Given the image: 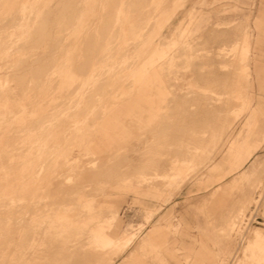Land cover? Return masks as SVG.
Segmentation results:
<instances>
[{"label": "rangeland", "instance_id": "374dc122", "mask_svg": "<svg viewBox=\"0 0 264 264\" xmlns=\"http://www.w3.org/2000/svg\"><path fill=\"white\" fill-rule=\"evenodd\" d=\"M259 1L0 0V127H8L10 121L18 117L17 107L24 111L44 105L55 108L54 112L43 114L37 121L23 117L29 128L8 134L9 126L4 131L8 149L16 154V163L17 157L25 152L23 146L15 151L18 146L14 143L18 139L21 141L20 136L27 137L34 132L39 135L41 129L44 130L39 129L40 124L46 126L65 120L67 115L69 135L86 129L88 124H84L83 117L87 113L67 114L66 108L70 110L84 105V110H87L89 105L96 107L102 98H106L105 94L117 75L125 78L134 76L138 84L151 69L155 58L159 57L161 70L165 67L164 75L170 81L174 79L172 83L176 90L171 89L176 99L181 101L187 97L192 102L175 105L173 108L180 111L167 113L160 128L156 125L158 122L151 123L147 134L149 141L156 130H161V133L158 144L151 145L146 156L142 152L147 145L142 143L123 154L109 152L94 156L81 152V146L77 144L69 156V142L64 141L66 150L60 154L57 165L47 166L50 157L47 155L37 171L28 169L31 174L22 179V182L25 180L26 184L33 185L46 173L53 176L55 184L50 186L51 191L42 193L44 197L36 198L35 202L32 199L27 202L28 199L16 191L13 184H18L19 170L8 168L10 162L7 158L1 159V164L7 168L0 170V264H104L112 257L115 247L110 250L101 248L89 239V228L94 227L97 220L91 222L87 212L82 214L79 202L82 193L85 201L91 202L92 210L100 211V217H108L113 210L118 211L117 221L106 226L112 237L122 233L136 235L135 244L127 252L158 260V252L147 253L152 248L142 251L140 246L143 240L151 239L149 232L160 225L170 251L176 252V259H171V264L240 263L252 232L257 228L264 231V118L260 116L256 126L243 133L241 127L247 112L239 116L238 111L244 104L249 105V109L251 106L252 89L244 91L249 84V57L242 63L240 56H231L227 49H222L218 55V48L231 45L244 28L241 26L239 31H231L224 27V23L239 25L241 21H248L253 12H257ZM114 4L119 5L116 8ZM175 11L178 12L176 17L166 22L165 19ZM106 13H110V18L104 16ZM195 19L197 36L202 35V41L211 42L200 46L198 41L196 56L193 47ZM100 21H105L103 23L108 27L104 24L101 27ZM174 27L178 28L174 30ZM163 33L166 35L164 47ZM246 37L248 40L247 34L243 33L235 45L242 44ZM186 43H190L193 49L189 50ZM155 47L166 53L163 59L156 50L153 53ZM238 57L242 88H236V80L233 79L238 74ZM120 61L121 65L116 68ZM224 62L231 66L223 68L227 65L220 66V63ZM170 64H174V71L169 69L172 68ZM62 72L69 73L70 85L64 91L59 90L64 83L59 79ZM103 75L107 78L105 81L101 79ZM88 76L90 79H83ZM122 83L133 87L131 80ZM206 88L209 91L203 95ZM211 91L226 95L219 97ZM256 92L259 93L258 90ZM87 93L92 96H86ZM209 99L212 105L207 104ZM226 102L233 103L232 113H219L215 122L191 131L189 136H200L201 144L181 143L175 118L184 116L189 123L196 116L194 122H204L218 113L213 108L230 107L222 105ZM186 136L189 137L188 134ZM233 137L260 139L262 143L250 147L253 148L250 156L256 155L240 169L245 172L236 177L229 173L231 160L228 159L235 154H228L227 150L230 147L227 143L233 141ZM93 141L95 138L89 142ZM32 142L35 146L31 150L33 157L38 159V141L33 138ZM197 147L203 150H196ZM204 147L208 149L204 150ZM66 154L70 159H79L83 168L71 167L70 159L66 164ZM188 156L195 158L186 162L178 159ZM168 161L173 168L188 169L191 165L192 169L178 183H173L170 177L158 176L166 173ZM138 174L146 176L142 180L136 179ZM128 177L134 181L132 186L149 183L144 187L163 191L167 199L140 197L136 201L135 195L138 194L130 193L131 185L122 182ZM68 180L67 184H62ZM7 189L15 191L5 193ZM46 194L49 197L45 198ZM145 208L156 210L150 222L145 220L146 225L142 224ZM202 242L208 243L211 252H201ZM187 252L197 254L189 256Z\"/></svg>", "mask_w": 264, "mask_h": 264}, {"label": "crops", "instance_id": "0c3cea01", "mask_svg": "<svg viewBox=\"0 0 264 264\" xmlns=\"http://www.w3.org/2000/svg\"><path fill=\"white\" fill-rule=\"evenodd\" d=\"M257 4H255V7ZM255 10V9H254ZM178 12H174L171 17H168L165 19L167 22H171L177 15ZM196 18V17H195ZM183 24V23H182ZM181 24V25H182ZM224 27H227V29L233 31H239L241 26H244L243 30L240 34L236 35L235 39L230 43L231 45H223L218 48V55H220V51L222 49H227L228 52L231 53L233 46L239 42L240 37L243 33H246L248 36V47H249V66H250V75L248 77V87H245V92H248V89H252L251 92V106L250 109L248 108L249 105L244 104L242 107H240L238 113L239 116H244L247 112V115L244 116V122L241 127L243 133L249 132L250 129H253L256 126V122L260 116L264 118V0L259 1V8L257 12H253L252 16L248 19V21H241L238 23L239 25H234L233 22H225ZM180 25V26H181ZM249 26V29L247 28ZM178 27H174L173 29L176 30ZM173 30V31H174ZM198 30V23L195 19L194 21V53L195 56L197 55L198 50V41L200 42V46L204 43L205 45H210L211 42L209 40L202 41V35L197 36L196 32ZM170 33V32H169ZM169 33L167 36H169ZM166 40V35L163 33V39H162V45L164 47ZM176 43V42H175ZM189 50L193 49L190 43H186ZM155 50L157 53L161 54V58L163 59L164 55L166 53H162L160 48L155 47L153 50V53H155ZM159 57L155 58V60L152 61V67L149 69L145 76L140 80V82L137 84V79L132 76V78H125L121 75H117L114 78V84L108 89L109 92L106 93V98H102L96 107L93 105H89L90 107L87 110H84V105L75 106L72 107L69 110V107L66 108L65 112L68 114L69 112L75 113V112H85L87 113L86 116L83 117L84 124H88L86 129L89 130V135L84 137L79 135L85 132L86 129H82L78 133H75L73 135H69L68 128H69V115L65 118V120L56 121L54 123H50L46 126H43V124H40V128H44V130L41 129L40 134L37 133L28 134L27 137L20 136L17 141H15L14 145L18 146L15 148V151L17 149H20L19 146H23L25 149V152L23 155L18 156V162L16 163V154L13 153L12 149H8L9 147L6 145L7 141V134L4 133V131H7L6 129L10 126L9 133H13V130H18L23 128H29V125H25L24 122L25 118H30L35 121L36 119L42 118L43 114L54 112L55 108L51 105H44V106H36L31 108L30 110L24 111L23 108L17 107L15 112L18 114V117H15V120L10 121V125L8 127H0V170H3L7 168V166L1 164V159L4 157L7 158V161H9L8 168H12L15 170H19L20 178L18 179V184L14 185V188H17L16 191L21 196L27 198V202L30 201V199L33 200V202L36 201V198L44 197L42 193H48L51 191L50 186L55 184L53 176L49 177L47 173L45 176H43L39 181L37 180L36 183L33 185L31 183H27L24 180L22 182L23 178L25 179L27 176L26 174H31L30 172H27L28 169H32L34 171H37L39 167L41 166L43 160L47 155L50 157L47 161V166H50L51 168L54 165H57L60 161L59 157L60 154L63 153L66 148L63 147L64 141L65 143L69 142V156L71 154V151L73 150L74 146L78 144L79 150L83 153H87L88 155H99L103 153H109L114 152L119 154L126 153L127 151L131 150L133 146L137 145L138 143L146 144L147 147L142 152L143 156L148 155L149 151L148 149L153 144H158V140L160 139V133L161 130H156L154 134H152V138L149 141L150 138L147 137L148 130L150 128L151 123L154 124L156 122V125H158V128L162 126L164 121L167 118V113H171L174 111H180L179 109L176 110L173 107L176 105L178 106L180 103L185 104H192L188 98H183L181 101L177 100L174 90L171 89L173 87L176 90V86L172 83L174 80H169L164 74H165V67L161 70V63L159 62ZM236 62V61H235ZM69 63V62H68ZM121 65L120 63L116 64V68ZM171 65V66H170ZM169 68L172 71L174 68V64H170ZM230 64L228 63H220V66ZM233 65L236 66V63ZM231 66V65H230ZM240 58H237V71L238 74L236 77L234 76L233 79L236 80L235 86L238 88L239 86L242 88V82H241V70H240ZM115 68V69H116ZM179 73L180 70H179ZM62 80L61 87L59 88L60 91H64L68 89L69 86V73L65 72L61 74ZM83 79H90L84 78ZM102 81H105L107 78L103 75V78H101ZM100 79V80H101ZM180 79V76H179ZM131 80L133 81V87H127V84L123 86V81ZM68 84V85H67ZM104 85V84H103ZM126 86V87H125ZM190 89V88H189ZM258 90L259 93L256 92ZM204 92L203 95H207V92L209 91L207 88L203 89ZM214 93L219 97L225 96L226 94H218L215 91H211L210 93ZM60 94H64L63 92H59ZM193 93V92H192ZM242 94V92H240ZM59 95V94H57ZM69 95V94H67ZM190 95V94H188ZM86 96H92V94H86ZM230 102V100H229ZM207 104L212 105V102L209 101ZM87 105V104H86ZM222 105H229L230 107L226 109H214L218 113L216 115L208 118L204 122H201L198 120L197 123L194 122L196 119V116H194V121L189 123H186L185 117L183 118L180 116V118H175L174 122L177 124L178 129V137L180 138V141L182 144H201V137L199 136H189L191 135V131L194 130H200L203 126H208L209 123L215 122L214 120L219 117L218 114L221 113H232L234 111L233 103L226 102ZM24 113H27L28 115H23ZM25 117V118H23ZM259 122V121H258ZM260 123V122H259ZM19 124V125H18ZM33 127V126H32ZM38 128V127H36ZM35 129V128H34ZM133 130H137V132H133ZM3 131V132H2ZM26 132V131H25ZM133 133H136V136H132ZM188 134L189 137L186 136ZM199 135V133H197ZM37 139V145L40 150V157L38 159H35L32 154V146H34V142H32V139ZM92 138H95V141H91ZM234 138V137H233ZM88 139V141H86ZM188 140V142L186 141ZM241 140V142H240ZM242 144V147L239 145ZM262 144L260 139L255 140L253 138L249 137H241V138H234L233 141H230L227 143L228 147V154L232 153L235 154L234 157L228 158L230 161L229 163V173L234 174L236 176L241 175L244 171L240 170L241 168H244L250 162L256 153L251 157L250 152L253 150V148H250L252 145H260ZM231 145L232 148H231ZM247 145V146H245ZM35 147V146H34ZM152 148V147H151ZM8 149V151H7ZM208 148L204 147V150H207ZM150 150V149H149ZM196 150H203V148L197 147ZM7 151V152H6ZM20 155V154H19ZM68 154H66L67 156ZM66 157V164L69 163L70 157ZM4 158V159H5ZM195 157L188 156V157H179L178 159L186 161H192ZM175 160V159H171ZM170 160V161H171ZM71 163L69 164L71 167H75L76 169L81 170L83 167L80 165L79 159L73 158L70 159ZM168 161L167 164V171L164 175H158L161 177H172L175 174L179 176H185L187 173H189L192 169L191 165L188 169H176L171 167V163ZM247 162V163H246ZM91 164H97L92 162ZM146 176L143 174H138V177L136 179H141ZM233 177V178H234ZM21 181V182H19ZM69 182H63L62 184H67ZM125 184H132L133 179H130L129 177L124 179L122 181ZM169 182V180H168ZM61 183V182H58ZM149 183L138 185V186H130V193L138 194L135 195V200L138 201L140 197H150L155 200H163L164 198L167 199V196L164 195L163 191L159 189H155L152 187H144ZM170 184V182H169ZM168 186V183L166 184ZM195 185L199 188V190H202L200 186L195 183ZM175 186V185H174ZM173 186V187H174ZM5 193L14 192V189H7L5 190ZM41 194H38L40 193ZM81 194V193H78ZM49 197L47 194L45 195V198ZM167 202V200H164ZM79 202L82 205V214L84 215L86 212L90 215L89 221L93 222V220H97V222L94 224V227L89 228L90 234H99V233H105L107 240H113L116 242H122L124 244L128 240L130 241L129 246L124 251L125 253L122 254L120 259H116L113 264H171V259H176V252L170 251L169 245H167V242L164 240L162 236V230L163 226H156L149 232L150 238H147L143 240L142 245L140 246V250L146 251V249L152 248V250L148 249L147 253L150 251L158 252L159 253V259L155 260L151 258H144L139 255L132 254L133 252H127L136 242V235L135 234H120L117 237H112L109 234L108 228L106 225H112L114 222L118 219V211L113 210L112 215L108 217H100L101 213L100 211L94 212L92 210V204L89 200L85 201V196L81 195V198L79 199ZM63 205V204H62ZM69 208V205H65ZM54 207V205L52 206ZM42 209V208H41ZM156 210L151 208H145L144 209V221L142 224L146 225L147 223L145 220L150 222L151 218L155 215ZM70 218V216H67V218ZM73 218V217H72ZM114 218V221L111 222V219ZM74 220H72L73 222ZM90 223V222H89ZM88 223V224H89ZM102 223V224H100ZM141 224V223H140ZM85 226V224H82ZM169 229V227H167ZM177 231V229H175ZM99 232V233H98ZM208 239L211 241V238L207 236ZM208 240V241H209ZM204 246H208L205 248ZM110 250V248H108ZM201 252H211L209 251V245L208 243L202 242L201 244ZM197 252H187L186 255L189 256H195ZM149 255V254H148ZM185 255V256H186Z\"/></svg>", "mask_w": 264, "mask_h": 264}, {"label": "bare ground", "instance_id": "6f19581e", "mask_svg": "<svg viewBox=\"0 0 264 264\" xmlns=\"http://www.w3.org/2000/svg\"><path fill=\"white\" fill-rule=\"evenodd\" d=\"M111 1V0H110ZM110 3V5H111V3L112 2H109ZM115 4L117 3V2H114ZM114 4V5H115ZM109 5V4H108ZM114 5H112V6H114ZM117 5H119V4H117ZM117 5H115V7L117 8ZM59 6V5H58ZM142 6V5H141ZM107 7H109V6H107ZM111 7V6H110ZM119 7V6H118ZM55 8V7H54ZM112 8V7H111ZM111 8H107V9H110L111 10ZM115 9V8H114ZM58 10V9H57ZM116 10V9H115ZM109 11V10H108ZM116 11H118V10H116ZM116 11H114L115 13H116ZM65 12V11H64ZM110 13L112 12V11H109ZM47 13V12H46ZM110 13H109V15H110ZM62 14H64V13H62ZM108 13H106V15H104V16H108L107 18H110L109 17V15H107ZM80 16V15H79ZM116 16V15H115ZM51 17V16H50ZM57 18V17H56ZM113 18H114V16H113ZM102 19H103V17H102ZM104 19H106V17L104 18ZM112 19V18H111ZM115 20V19H114ZM109 21V20H108ZM103 22H105V21H103ZM101 23V21H100V23L102 24H100V26L101 27H103V24L104 23ZM112 22V21H111ZM47 23V22H46ZM27 24V23H26ZM40 24V23H39ZM38 24V25H39ZM6 25V24H5ZM98 25V24H97ZM96 25V26H97ZM105 25H107L106 23L104 24V26ZM56 26V25H55ZM37 27V26H36ZM107 27H108V25H107ZM106 27V28H107ZM64 28V27H63ZM100 28V27H99ZM101 30V29H100ZM99 30V31H100ZM100 34V33H99ZM31 40V39H30ZM101 41V40H100ZM42 45V44H41ZM55 46V45H54ZM68 47V46H67ZM66 47V48H67ZM55 49H57L56 47H55ZM230 53V52H229ZM231 56L233 55L234 57H236V56H240L241 57V61H242V63H245V61H246V59L249 57V47H248V40H247V37H246V39H245V41L242 43V44H237V45H235L234 47H233V49H232V51H231ZM222 54H228V53H225V52H223ZM230 56V55H229ZM39 61V60H38ZM88 61V60H87ZM228 66H225V67H223V68H227ZM47 68V67H46ZM83 68V67H82ZM248 68V67H247ZM247 68H246V70H247ZM44 70V69H43ZM47 71V70H46ZM244 71H245V69H244ZM68 85V84H67ZM70 85V84H69ZM79 135H81V136H84V137H86V136H88L89 135V131L86 129L85 130V132L83 133V135L82 134H80L79 133ZM42 164H43V162H42ZM188 174V173H187ZM187 174L185 175V176H179V175H177V174H175L174 176H172V177H170L171 178V181L173 182V183H178L180 180H182L184 177H186L187 176ZM114 221V218L113 219H111V222H113ZM75 232V231H74ZM69 233V232H68ZM67 233V234H68ZM99 233V232H98ZM52 236V235H51ZM63 237V236H62ZM70 237V236H69ZM51 238V237H50ZM49 238V239H50ZM57 238V237H56ZM71 238V237H70ZM69 238V239H70ZM78 238V236L75 238V239H77ZM80 238V237H79ZM59 239V238H58ZM60 239H61V237H60ZM68 239V240H69ZM72 240H73V238H71ZM70 239V240H71ZM92 242H94V243H96V244H98L101 248H106V249H108V248H114L115 247V251H113L112 252V257H110V258H108V260L104 263V264H113L114 263V261L116 260V259H118V257H120L121 256V254L123 253V251H125L126 249H127V247L129 246V244H130V241L128 240L127 242H125L124 244H122V242H116V241H113V240H107L106 239V235H105V233L103 232V233H99V234H92L91 236H90V238H89ZM67 240V239H66ZM67 240V241H68ZM59 241H61V240H59ZM63 241V240H62ZM54 242H58V241H54ZM64 242V241H63ZM72 242V241H71ZM61 243V242H60ZM66 243V242H65ZM74 243V242H73ZM45 244V243H44ZM57 245V244H56ZM66 245V244H65ZM46 247V246H45ZM47 248V247H46ZM41 250V249H40ZM121 251V252H116V251ZM243 252H245V254H244V256H243V258L240 260V263L239 264H264V231L262 230V229H255L253 232H252V235H251V237L249 238V240H248V242H247V245H246V247H245V249H244V251ZM17 259V258H16ZM8 260H9V258H8ZM16 261V260H15ZM14 262V261H13ZM91 262V261H90ZM11 264V263H10ZM88 264V263H87Z\"/></svg>", "mask_w": 264, "mask_h": 264}]
</instances>
